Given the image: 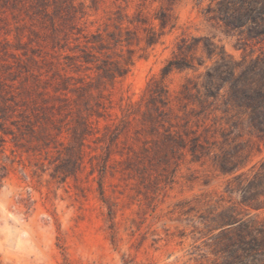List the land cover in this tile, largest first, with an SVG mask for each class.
Here are the masks:
<instances>
[{"label":"rangeland","instance_id":"rangeland-1","mask_svg":"<svg viewBox=\"0 0 264 264\" xmlns=\"http://www.w3.org/2000/svg\"><path fill=\"white\" fill-rule=\"evenodd\" d=\"M250 87L264 0H0V264H222L263 238Z\"/></svg>","mask_w":264,"mask_h":264},{"label":"trees","instance_id":"trees-1","mask_svg":"<svg viewBox=\"0 0 264 264\" xmlns=\"http://www.w3.org/2000/svg\"><path fill=\"white\" fill-rule=\"evenodd\" d=\"M236 89V87L233 88L232 99L238 102ZM245 93L250 109V123L253 129L264 137V88L250 87ZM260 247H264V237L248 239L240 234L237 238H230L222 264H255L253 260Z\"/></svg>","mask_w":264,"mask_h":264}]
</instances>
